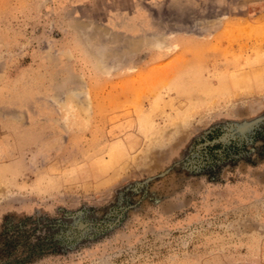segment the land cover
Segmentation results:
<instances>
[{
    "label": "rangeland",
    "instance_id": "obj_1",
    "mask_svg": "<svg viewBox=\"0 0 264 264\" xmlns=\"http://www.w3.org/2000/svg\"><path fill=\"white\" fill-rule=\"evenodd\" d=\"M0 264H264V0H0Z\"/></svg>",
    "mask_w": 264,
    "mask_h": 264
},
{
    "label": "bare ground",
    "instance_id": "obj_2",
    "mask_svg": "<svg viewBox=\"0 0 264 264\" xmlns=\"http://www.w3.org/2000/svg\"><path fill=\"white\" fill-rule=\"evenodd\" d=\"M85 34V33H84ZM137 45V44H136ZM151 45L153 46V47H158V46H160L161 45V42H158L157 40H153V41H151ZM130 47V49H136V47H135V45L133 44V45H130L129 46ZM102 60V59H101ZM120 60H122L121 58L119 59V61ZM106 63L107 62H105V61H99V62H97L96 64H97V69L99 70V71H101V72H105V73H109L110 71H111V67H109L108 65H106ZM118 64V63H117ZM72 99L73 100H75V98H76V96H77V98H78V96H79V94L77 93V92H72ZM76 102V101H75ZM77 103V102H76ZM77 105H79V103H77Z\"/></svg>",
    "mask_w": 264,
    "mask_h": 264
}]
</instances>
